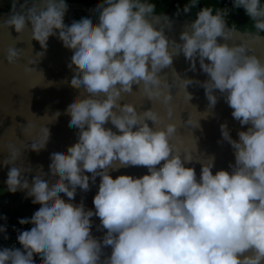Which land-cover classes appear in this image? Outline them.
I'll return each mask as SVG.
<instances>
[{
  "label": "clouds",
  "instance_id": "clouds-1",
  "mask_svg": "<svg viewBox=\"0 0 264 264\" xmlns=\"http://www.w3.org/2000/svg\"><path fill=\"white\" fill-rule=\"evenodd\" d=\"M231 3L232 9L197 8L200 0H187L177 7L174 16L198 9L177 41L166 35L172 20L157 12L153 0H97L96 23L84 13L70 24L64 23L66 0H12L0 29L18 35L30 30L41 51L20 65L21 50L9 46L4 49L9 66L22 68L26 76L42 74L34 65L45 55L49 37L71 50L68 67L79 94L64 111L77 139L66 150L50 152L48 174L41 169L33 173L23 160L24 151L46 147L47 126L34 137L33 124L20 126L31 141L22 150L12 143L0 147L6 153L0 166L8 167L4 190L24 192L37 205L30 218L18 221L30 227L14 229L19 247L0 248V264H264V51L255 55L244 40L232 45L217 41L236 33L226 17L237 8L257 34L264 32V0ZM180 53L192 71L198 59L207 78H182L173 71L169 81L161 75ZM194 83L204 89L209 108L222 97L231 116L247 126L237 130V139L227 122L219 126L218 142L233 150L227 170L213 173L214 156L181 153L172 143L177 124L165 122L173 117L170 89L178 88L188 101L186 89ZM133 85L151 107L138 110L121 102L134 92ZM56 115L42 119L48 123ZM183 123L193 126L190 114ZM193 163L200 165L199 176L186 166ZM129 166L147 171L138 177L110 175V170ZM97 177L94 209L86 208L83 198L74 202L77 189L89 191ZM92 217L99 218L101 236L93 235ZM0 220L5 221L0 235L7 240V217L0 215Z\"/></svg>",
  "mask_w": 264,
  "mask_h": 264
},
{
  "label": "water",
  "instance_id": "water-1",
  "mask_svg": "<svg viewBox=\"0 0 264 264\" xmlns=\"http://www.w3.org/2000/svg\"><path fill=\"white\" fill-rule=\"evenodd\" d=\"M12 3L11 0H4ZM9 12L0 10V19H3ZM65 23V22H64ZM67 24V23H65ZM19 39L31 40L30 30L18 35L14 30H5ZM48 42L62 44L55 37H49ZM257 56L261 54L254 53ZM207 62V61H206ZM170 68L179 69L186 72L184 77L193 78L194 80L203 81L207 78L206 74L200 70L199 61H196V71L189 68V61L185 59L182 53L173 57V63ZM167 68L162 69L161 73ZM42 74L26 76L24 73L4 74L0 73V147L4 144L12 143L22 150L23 146L30 144L31 141L25 138L21 132L20 126H26L31 123L35 126L36 131L42 126H47L50 131L48 143L44 149L39 152L26 150L23 152L24 166L31 168L33 173L37 169H41L48 174L50 152L56 148L67 149L72 145L77 137L76 129L69 124L68 115L65 108L71 98L79 94V87L71 83L72 71L51 70L42 71ZM160 73V74H161ZM183 77V78H184ZM137 90V86L133 85V93L125 94L123 102H131L138 110H143L152 106V103L142 97ZM187 92L191 94V98L187 101L183 92L178 88H171L172 99L169 102L173 108V117L169 121L177 124V137L173 138L172 143L183 153L185 150L192 151L194 155L214 156L213 173L220 168L228 169L230 162H234L233 150L227 142L222 141L220 133V124L227 122L230 135L233 139H237V130H246L247 126H241L232 116V109L227 105L222 97L214 108H209L208 101L204 94V89L198 84H192L187 87ZM161 115L164 109L156 103L154 105ZM55 119L47 123L42 117H52L57 114ZM190 114L192 125L184 124L183 121L188 119ZM197 120V126L195 121ZM151 126V122H148ZM111 127V125H108ZM196 149V151H195ZM6 153L0 151V162L5 158ZM188 167H194L199 176L200 165L198 163L188 164ZM8 167L0 166V178H7ZM143 166H129L118 170H110V175L115 178L118 175L126 174L140 176L146 173ZM90 175V173H86ZM32 173L28 174L31 181ZM53 177L49 175V180ZM99 177L96 184H91L90 190L77 192L90 194L93 198L97 191Z\"/></svg>",
  "mask_w": 264,
  "mask_h": 264
},
{
  "label": "crops",
  "instance_id": "crops-1",
  "mask_svg": "<svg viewBox=\"0 0 264 264\" xmlns=\"http://www.w3.org/2000/svg\"><path fill=\"white\" fill-rule=\"evenodd\" d=\"M220 1L221 0H200V5H198L197 8L202 6H211L216 9L219 8ZM22 2L23 0H21V3ZM96 2L97 0H66L68 10L65 14L64 22L70 24L72 20L78 19L84 13H90L92 15L93 22H97L98 13L94 9ZM153 2L156 4V10L158 13L163 12L172 20L171 29H165L166 35L179 41L180 32L183 31L184 26L190 22V19L194 16L198 9H193L192 12L188 14L182 13L179 16H174L173 14L176 12L177 7L182 9L187 0H153ZM65 19L72 20L65 21ZM231 21V25H236V33L233 34L232 39L225 41L223 37H217V41L219 43L227 42L229 45H232L239 44L242 40H244L250 45L254 53L261 54V52L264 51V32L258 34L255 32L251 21L242 8L234 9ZM256 35H259L261 39L253 38ZM16 200L20 205H23L22 202H27L26 204L29 203L27 199L20 196H18ZM16 207L20 208L18 205H16Z\"/></svg>",
  "mask_w": 264,
  "mask_h": 264
},
{
  "label": "bare ground",
  "instance_id": "bare-ground-1",
  "mask_svg": "<svg viewBox=\"0 0 264 264\" xmlns=\"http://www.w3.org/2000/svg\"><path fill=\"white\" fill-rule=\"evenodd\" d=\"M9 46H14L21 50L22 56L18 62L20 65L26 64L29 59L35 57L36 52L41 51L39 43L35 40L19 39L6 31L0 30V73H23L22 68H13L6 63L4 49ZM71 54V50L63 47L62 44L47 42V51L45 55L34 67H36L39 72L51 70L72 71L73 69L68 67ZM173 71L182 78L186 75V72L174 68H167L161 75L167 74L169 81H171ZM60 195L64 199H68L63 193H60ZM81 198H83L86 208L94 209L92 196L90 194L85 195L84 193L77 192L74 202H80ZM91 219L94 221L92 226L93 235L101 236L103 233L96 230V224L99 223V218L92 217Z\"/></svg>",
  "mask_w": 264,
  "mask_h": 264
},
{
  "label": "built area",
  "instance_id": "built-area-1",
  "mask_svg": "<svg viewBox=\"0 0 264 264\" xmlns=\"http://www.w3.org/2000/svg\"><path fill=\"white\" fill-rule=\"evenodd\" d=\"M225 7L232 9L231 0H221L220 1L219 8L223 9ZM233 12H234V10L230 11V14L226 17L229 26H231V23H232L231 19H232ZM171 39H173V38H171ZM5 180L6 179L0 178V215L7 217L6 234L8 236V239L5 240L3 238V236L0 235V248L6 247L9 245H13V244L16 245L17 247H19V244L16 240L17 232L14 231V229L24 230V229H27L30 227V225H28V224L20 225L18 223V221L21 218H30V216L32 215V213L35 210L32 207L35 205H33L29 201L28 204L23 205L20 208H16L15 200L17 199L18 196H24L25 197V193L21 192V191H17L16 193H8L7 191L4 190L6 188ZM4 223H5V221L0 220V224H4ZM34 257L36 259L42 258L39 253H34Z\"/></svg>",
  "mask_w": 264,
  "mask_h": 264
},
{
  "label": "rangeland",
  "instance_id": "rangeland-1",
  "mask_svg": "<svg viewBox=\"0 0 264 264\" xmlns=\"http://www.w3.org/2000/svg\"><path fill=\"white\" fill-rule=\"evenodd\" d=\"M11 5H12V3H7V2H5L4 0H0V10L1 11H4V12H9L10 11V8H11ZM72 20V19H71ZM71 20H66L65 19V21H71ZM96 23V22H95ZM20 197H24V196H20ZM25 198V197H24ZM28 201H30L31 203H32V200H31V198H28L27 199ZM23 203V205H26V203L27 202H22ZM33 204V203H32ZM15 205H18V207H22L23 205H20V204H18V202H17V200H15ZM33 205H35V204H33ZM35 207H37V205H35V206H33L32 208H34L35 209ZM17 208V207H16Z\"/></svg>",
  "mask_w": 264,
  "mask_h": 264
}]
</instances>
